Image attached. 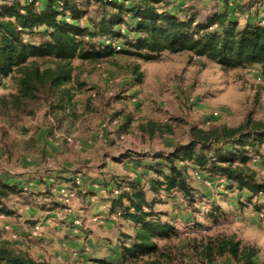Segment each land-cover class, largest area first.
<instances>
[{
	"label": "trees",
	"instance_id": "16d2710c",
	"mask_svg": "<svg viewBox=\"0 0 264 264\" xmlns=\"http://www.w3.org/2000/svg\"><path fill=\"white\" fill-rule=\"evenodd\" d=\"M185 1L187 5L183 7L179 0H0V86L5 79H13V91L0 94V114H31L30 106L44 96L57 120V112L74 115V59L98 61L124 54L155 61L162 52H188L212 60L223 69L256 65L264 80V12L260 1L213 0L204 15L193 8L190 0ZM91 3L96 5L92 16L87 8ZM114 42L121 44L120 50H114ZM131 73L137 82H142L137 64L131 66ZM130 121L129 116L125 118V124ZM140 129L164 132L152 121L141 124ZM256 155L264 156V121L253 120L250 114L236 126L192 125L185 142L173 144L168 151H150L152 159L145 164L129 151H122L115 157L117 160L132 158L152 170L154 176L144 183L128 177L115 180L129 190L109 199V211L118 210L122 218L132 222V233H124L119 239L117 260L90 261L164 264L170 254L157 240L169 239L177 231L165 217L166 211L154 209L156 203L162 202L160 194L177 190L185 199L194 200L188 172L197 167L209 177L224 178V190L240 194L245 191L243 199L250 203L254 196L264 195V180L258 179L250 165ZM29 180L0 176V214L14 213L9 205L11 194L25 202L34 199L41 209L61 204L51 191L53 183L41 178L35 179L32 186ZM94 190L85 188L77 195ZM253 206L259 210L264 203L254 202ZM219 213L220 208L213 203L207 215L217 222ZM194 248L203 264H215V258L222 256L235 264H258V246L242 242L234 234H217ZM0 264L48 263L28 251L14 250L0 237Z\"/></svg>",
	"mask_w": 264,
	"mask_h": 264
},
{
	"label": "rangeland",
	"instance_id": "374dc122",
	"mask_svg": "<svg viewBox=\"0 0 264 264\" xmlns=\"http://www.w3.org/2000/svg\"><path fill=\"white\" fill-rule=\"evenodd\" d=\"M190 1L193 8L197 7L204 15L213 0ZM259 1L263 7L264 0ZM87 8L89 14L94 15L96 5L91 3ZM134 64L142 72L140 83L131 73V66ZM72 65L74 78L71 85L75 91L76 110L74 115L57 112V120L50 112L49 100L44 96L30 106L33 111L31 114L19 117L14 112L11 116L0 114V176L10 177L14 181L31 178L38 180L47 169L54 171L61 166L83 165L92 172L95 170L98 179L104 181L97 182V190L105 186L108 191L112 185L105 183L106 175L110 180L141 174L139 170L119 165V160L113 156L119 150L127 147L140 152L156 148L170 149L173 144L187 140L189 127L192 125L236 126L247 114L253 120L264 121V80L256 65L223 69L212 60L191 56L188 52H162L155 61H142L116 54L98 61L74 59ZM10 91H13V79H5L0 86V94ZM214 111L218 113L217 116L211 118L210 123H205ZM128 116L131 121L125 124ZM105 121L107 123L103 127ZM146 121L163 127L164 132L154 129L153 133H149L140 129V125ZM119 134H124V138H120ZM106 164L110 170L99 172L100 166ZM250 165L256 171L258 179L264 180L263 157L258 156V160L250 162ZM191 172L192 170L188 172V180L196 187L197 196L204 195L209 201L200 203L196 196L195 200L186 199V204L177 198L155 205V208L163 209L171 215L172 222L182 224V229L175 236L157 240L163 250L170 254V259L163 263L203 264L194 246L217 234L232 233L242 242L258 246L257 263L264 264V223L256 218L258 210L253 203L250 207L245 206V214L240 215L237 211L242 210L245 204L237 202L229 212L232 215L237 212L236 216L214 222L207 215L214 201L224 198L225 201L222 200L219 205L226 208L229 206L226 200H231L224 192L208 191L200 181L192 177ZM91 186L93 187V183ZM258 196L264 200L263 194ZM182 197L184 198L183 195ZM24 201L17 194L9 196V205L17 213L28 212L29 209L24 207L29 206L30 202ZM206 204L208 209L204 211ZM62 208L64 211L70 209L71 217L76 215L75 218L80 220V225L72 228L77 232L80 231L79 227L84 228L93 239L109 241L114 234H123L117 228L120 224L87 223L86 220L91 217H87L90 212L76 201L70 200L59 211H63ZM10 217L16 223L15 227L21 228V222L25 227L19 229V232L15 231L19 238L4 240L11 248H22L32 255H42L49 264H92L87 260L71 257V238L66 235L52 234V237L33 241L25 236V232L27 233L34 219ZM214 263L235 264L228 256L216 257Z\"/></svg>",
	"mask_w": 264,
	"mask_h": 264
},
{
	"label": "crops",
	"instance_id": "0c3cea01",
	"mask_svg": "<svg viewBox=\"0 0 264 264\" xmlns=\"http://www.w3.org/2000/svg\"><path fill=\"white\" fill-rule=\"evenodd\" d=\"M262 6L263 7H261V8L264 12V5H262ZM243 21H244V19H241V22H243ZM156 150L168 151L170 149L156 148L153 151H156ZM122 151H129L133 157H136L137 159H139L140 162H142L143 164L151 161V159H152L150 156H148V154L150 153V150L140 152L139 150H135V149L129 148V147H127L123 150H119L117 153H114L113 156L117 157V155H120ZM145 153H147V154H145ZM263 160H264V156H263ZM111 162L113 163V161H111ZM52 170L53 169H50V170H47L45 173H43L42 179L48 183H53L51 191H52L53 196L55 198H57L56 197V188L59 185H65V186L72 187L74 185L72 179L77 174L81 175L85 186H87L86 187L87 189H92L91 184L93 182H96V183L97 182L98 183L104 182L103 180L98 179V177H97L98 174L96 175L95 170H94V172H92L89 169L84 168L83 165H80V166L79 165L78 166L77 165L61 166L57 170H54V171H52ZM102 170H110L109 165L106 164V165L100 166L98 171L102 172ZM104 172H106V171H104ZM138 172H140L141 174H140V176L136 175L135 179L140 181L141 183H144V180L146 178H148L150 176H154L152 170H150L146 167H143ZM55 176L60 177L59 180L58 179L56 180ZM108 176H110V175H108ZM116 179L117 178H112V179L108 180V177L106 175L105 176V180H106L105 183L108 184V186H111L114 184ZM34 181H35V179H30L28 184L33 186ZM192 187L194 188L193 189V198L195 200V197L197 196L198 193H197L196 187H194V185H192ZM145 188L147 189V195L150 196L151 193L148 190L147 183H145ZM210 191L213 192L212 190H210ZM223 192H224V195H226L228 198H230L231 201L229 202L228 199L226 200V202L229 204V206H226V208L219 205L220 202L222 200H224V198L221 200H218V201H214V204L220 208L218 220H222V221L226 220L228 218V216L232 217L237 212H239L240 215L245 214V210H246L245 206L250 207L251 204L254 202H263L264 203V200L262 199L261 196H254L250 203L245 202V200L243 199V194L246 193L245 191H243V194H240L237 191H229V190H223ZM231 196H234V197H231ZM160 197L162 199L161 203H165V202L167 203V202H169V200H176L177 198H179L184 204H186V199H184L185 197L183 198L181 192L177 191V190L176 191H169V192H162L160 194ZM29 200H31V198H29ZM44 200L48 201V199H46V198H44ZM73 201L78 202L79 206H81L82 208L83 207L86 208L87 211L90 212L87 217H90L93 214L99 213V212L105 213L100 208L101 204L105 200L102 197V195L100 193H98V191H96V190L91 192V194H86L83 196L78 195L77 198L73 199ZM29 202H30V205L29 206L26 205L24 207L26 209H29V210H27L28 212L26 214L25 213L24 214L17 213V211L15 209H13V207L11 206V209L14 210V213L11 215L17 216L18 219H20V220H33L34 219V221H32V224L41 218L48 219L45 221V234H44L42 239L52 237V234H55L57 236L60 234H63V235H66L67 237L71 238L70 243H71L72 248L70 251V255L72 258L87 260L89 262H91L90 261L91 258H106V259L113 260V261L117 260L118 255H119V251H120L119 239H121L122 235L119 236L117 234H114L113 238L109 241L107 239H102V238H94L93 239L91 237V235L88 233V231L85 230L84 228L79 227L80 231H78V232L72 228L73 227L72 220L76 217V215H72V217H71L70 209H67L66 211H64V208H62L63 211L62 210L59 211L60 208L63 207L62 203L60 205H57L54 207H47V208H44L43 210H41V208L36 206V204H35L36 201L34 199L29 201ZM237 202H243L242 204H245V205L242 206L243 207L242 210H238L237 212H235L232 215V213H229V212L232 211L233 206H235ZM14 204H16V203H14ZM193 204L196 205L195 203H193ZM155 205H154L155 210H163L160 208H155ZM96 207H98V208L96 209ZM89 208H91V209L89 210ZM197 208H199V207H197ZM262 211L264 212V207L262 209H259L256 213L255 212L254 213H255L256 218L258 220L260 219L261 223H264V219L260 217V212H262ZM11 215L3 214V216L0 218V237H1V240H3V241L5 240L2 238V225H3V223H9L11 225V229L16 231V232H19V229L20 230L22 228L25 229L23 222L20 223L21 228L15 227L16 223L14 222V220L12 221V219L10 217ZM165 217L170 219L171 224L173 225V222L171 220V215H168ZM50 220H52V222H50ZM218 220H217V222H218ZM106 223L108 225L120 224L121 226H117V228L123 234L124 233H127V234L132 233V229H133L132 228V222H129V221L125 220L124 218L120 219L117 222L107 220ZM25 236H26V232H25ZM21 238L22 237H20V239ZM236 238H238V237H236ZM33 241H37V240H33ZM85 245L90 246L91 250L89 253L84 252V246ZM14 250H16V249H14ZM19 250L26 251L25 249H22V248ZM32 256L38 260H41V261L48 263V261H46L44 259V256H42V255L37 254V255H32Z\"/></svg>",
	"mask_w": 264,
	"mask_h": 264
},
{
	"label": "built area",
	"instance_id": "2783aa9c",
	"mask_svg": "<svg viewBox=\"0 0 264 264\" xmlns=\"http://www.w3.org/2000/svg\"><path fill=\"white\" fill-rule=\"evenodd\" d=\"M181 5L184 7L187 5V1L185 0H179ZM231 5V4H230ZM112 47L114 48L115 51L120 50L121 48V44L119 42H114L112 43ZM66 110L68 111L69 108H66ZM217 112L214 111L212 112L211 116L209 118H207L205 120V123H210L211 118L216 117L217 116ZM107 122L105 121L102 126L105 127ZM120 138H124V134H119ZM258 160V156H253L251 158L250 162H256ZM119 165L124 166L125 168L128 169H133V170H141L143 168V166L139 163H137L134 159L129 158V157H124V158H120L119 159ZM192 177L198 181H200L207 189L212 190L214 193L218 190V191H222L224 190V178L222 177H217V178H213V177H209L207 176L203 171H201L200 169H198L197 167L192 169ZM129 179H135L136 177H133L131 174L128 175ZM73 186L69 187V186H65V185H59L56 188V197L58 199V201H60L63 206H67L68 202L70 200H73L75 198H77V191L80 192H84L85 191V186H84V182L83 179L81 177V175L77 174L73 177ZM98 183H93V188L98 191V193H100L102 195V197L104 198V202L101 204L100 208L102 209V211H104L105 213L99 212V213H95L93 214L89 219L86 220L87 223L89 224H103L105 223L107 220H111L113 222H117L120 219H122V214L120 211L116 210L114 212H110L109 211V199L116 197L122 190H129L128 186L124 185V184H116L114 183L111 187H109V190L107 191L105 187H101V189L97 190L98 188ZM172 191H176V190H172ZM200 196V195H199ZM197 196V200H200V203H205L208 202L209 200L205 198V196ZM162 197V196H161ZM212 199V198H211ZM213 200V199H212ZM196 204V203H195ZM208 209V204H206V206L204 207V211ZM3 216V214H0V218ZM260 217L264 218V212H260ZM48 219H38L37 221H35L27 230L26 236L29 239L32 240H40L43 238L44 234H45V221ZM85 224V227L88 226V224ZM72 225H80V220L78 218H74L72 220ZM173 227L176 231L181 230L182 229V224L178 223V221H174L173 222ZM2 238L5 239L6 241H13L16 238H19L18 234L11 229V225L9 223H3L2 225ZM90 246L89 245H85L84 246V252L85 253H89L90 252Z\"/></svg>",
	"mask_w": 264,
	"mask_h": 264
}]
</instances>
